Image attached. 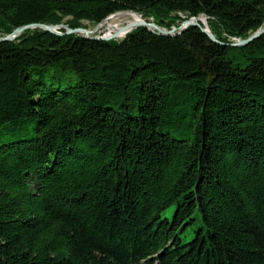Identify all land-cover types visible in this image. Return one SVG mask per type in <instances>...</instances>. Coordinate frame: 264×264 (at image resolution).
I'll use <instances>...</instances> for the list:
<instances>
[{"label":"trees","instance_id":"1","mask_svg":"<svg viewBox=\"0 0 264 264\" xmlns=\"http://www.w3.org/2000/svg\"><path fill=\"white\" fill-rule=\"evenodd\" d=\"M0 264H264V0H0ZM65 32L64 28H61Z\"/></svg>","mask_w":264,"mask_h":264},{"label":"water","instance_id":"2","mask_svg":"<svg viewBox=\"0 0 264 264\" xmlns=\"http://www.w3.org/2000/svg\"><path fill=\"white\" fill-rule=\"evenodd\" d=\"M127 11H132V10H127ZM124 12H126V11H124ZM132 12H135V11H132ZM118 13H120V12H118ZM118 13H115V14H118ZM135 13H138V12H135ZM115 14H112V15H115ZM112 15H110V16H112ZM110 16L105 18L101 23L98 24V26L103 24L106 21V19H108ZM201 17L207 18V16L205 14H201L198 17H192L188 20H185L179 28L175 27L173 29H167L165 27L159 26L155 22H150V21H147L145 18H143L141 21L135 23L134 25H130V26L125 25L123 27H120L119 30L115 31L113 34H111V35L105 34L103 36L92 35L93 31H91L89 28H85V27H79V28L72 29L68 25H64V24L51 25V24H46V23H32V24H27V25L17 27L12 33H10L6 36H3V37L0 36V42L14 40L15 38L19 37L24 31L34 30V29H44L46 31H49V32L57 34V35L81 34V35H83L85 37H89V38L112 40V39L124 38L127 34L134 31L135 29H138L139 27H146V28L151 29L153 31H157L158 33H161L163 35L174 36V35L181 33L185 28H187L190 25H197V26H200L202 28V30L207 35H209V37L213 41L223 44V42L219 41L216 38V36L212 33L208 22L205 20H202ZM61 28H64L65 32L60 31ZM122 31L125 33L123 36H120ZM263 34H264V27H261L257 31H255L253 34L248 36L247 38H238L235 42H232L229 45L245 46V45L249 44L250 42L258 39Z\"/></svg>","mask_w":264,"mask_h":264},{"label":"rangeland","instance_id":"3","mask_svg":"<svg viewBox=\"0 0 264 264\" xmlns=\"http://www.w3.org/2000/svg\"><path fill=\"white\" fill-rule=\"evenodd\" d=\"M132 19H133V17L131 15H124L122 17H119L118 19L109 20L104 25L101 24L100 26L94 25L90 22H86V24H88L89 29L91 31H93L92 35L103 36L105 34H108L109 32L114 33L120 27H123V26L129 24V22ZM64 25H66V24H64ZM60 31H61V29H60ZM119 39H122V38H119Z\"/></svg>","mask_w":264,"mask_h":264},{"label":"bare ground","instance_id":"4","mask_svg":"<svg viewBox=\"0 0 264 264\" xmlns=\"http://www.w3.org/2000/svg\"><path fill=\"white\" fill-rule=\"evenodd\" d=\"M124 15H131L132 17H133V19L129 22V24H127V25H134L135 23H137V22H139V21H141L142 19H143V16L142 15H140V14H138V13H135V12H132V11H126V12H120V13H118V14H115V15H112V16H110L108 19H106V21L103 23V25L106 23V22H108L109 20H112V19H118L119 17H122V16H124ZM201 19L202 20H205V21H207L208 22V18H205V17H201ZM102 25V26H103ZM119 30V29H118ZM117 30V31H118ZM124 33L125 32H121V34H120V36H123L124 35ZM111 34H113V33H108V34H106V35H111Z\"/></svg>","mask_w":264,"mask_h":264}]
</instances>
